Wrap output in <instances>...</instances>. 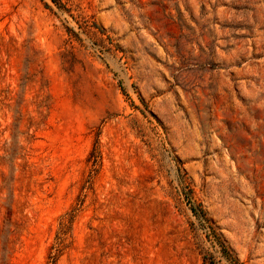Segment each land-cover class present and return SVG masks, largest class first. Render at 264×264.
Listing matches in <instances>:
<instances>
[{
	"label": "rangeland",
	"instance_id": "374dc122",
	"mask_svg": "<svg viewBox=\"0 0 264 264\" xmlns=\"http://www.w3.org/2000/svg\"><path fill=\"white\" fill-rule=\"evenodd\" d=\"M76 205L56 264H264V0H0V264Z\"/></svg>",
	"mask_w": 264,
	"mask_h": 264
},
{
	"label": "trees",
	"instance_id": "16d2710c",
	"mask_svg": "<svg viewBox=\"0 0 264 264\" xmlns=\"http://www.w3.org/2000/svg\"><path fill=\"white\" fill-rule=\"evenodd\" d=\"M80 208L81 207H78L76 205L75 207L72 208V210L69 213H66L60 219L59 231H58V235L56 238V242L50 248L47 264H56L58 261V258L62 255L66 247L68 234L71 231V228L73 226L76 216L80 212Z\"/></svg>",
	"mask_w": 264,
	"mask_h": 264
}]
</instances>
